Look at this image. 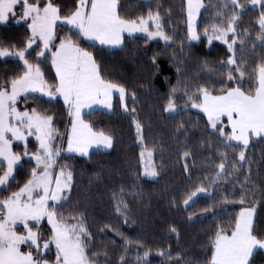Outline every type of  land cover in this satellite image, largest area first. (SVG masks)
Listing matches in <instances>:
<instances>
[{"label": "snow or ice", "instance_id": "obj_1", "mask_svg": "<svg viewBox=\"0 0 264 264\" xmlns=\"http://www.w3.org/2000/svg\"><path fill=\"white\" fill-rule=\"evenodd\" d=\"M230 3V12L223 11L228 4L220 5L213 20L203 28L209 44L217 40L227 46L229 55L226 61H221L227 71L219 73L225 79L218 88L200 84L192 90L185 86L179 100L174 94L180 89L173 87L164 111L176 112L180 102L184 110H199L206 117L209 135L218 133L225 147L244 162L248 159L245 150L250 140L264 139V57L250 67L246 66L243 55L237 57V51L242 54L246 51L245 38L249 36L248 28L237 32V27L243 12L258 9V29H254L252 47L259 41L264 48V0H246L250 9L241 0H230ZM185 5L187 40L199 41L198 17L201 9L207 11L204 0H185ZM10 19L17 23L23 21L30 34L21 47L0 45V58L11 57L22 63L20 73L0 83V264H101L98 257L107 256V252L94 250V236L83 213L61 211L64 202L69 200L67 193L72 189L74 176L67 164H60V159L62 152L89 156L93 147L97 152L112 148V135L94 127L85 116L95 111L94 106L112 110L114 94H118L123 110L129 112L126 103L129 93L125 85L102 75L89 48L97 43L120 46L125 33L129 36L145 33L146 39L160 38L165 44L173 36L164 31L158 11L149 9L147 15L129 18L122 15L119 0H74L73 8L67 13L62 11L59 0H0V24ZM83 41L89 42L87 47L82 45ZM33 52L35 58L30 59ZM45 66L54 70L52 80L46 77ZM135 96L132 92L133 103ZM44 97L49 101L58 97L63 100L69 117L66 131L61 132L54 116L46 111L37 107L21 110L18 106L21 99L27 102L29 98L38 101ZM135 111L133 107L131 112ZM132 122L140 144L144 174L156 176L153 148L144 142L141 122L135 116ZM29 137H34V150L28 146ZM14 142L23 144L22 154L13 150ZM183 155L188 157L190 153L185 151ZM22 156L29 157L35 165L27 179L13 189L17 168L22 167ZM227 159V154L221 153L219 171L209 181V187L226 172ZM231 167L236 170L237 163ZM207 191L204 185L196 187L186 196L184 204L188 205L198 193ZM113 199L115 211L124 215L127 222L128 205L115 193ZM224 202L239 203L241 207L233 218L216 225L206 245L208 256L204 264H255V255L264 252V229H258L254 222L255 208L246 206L243 191L238 200L229 201L225 197ZM110 227L104 225V228ZM129 244L143 247L141 241L125 238V245ZM149 253L146 250L137 259L147 264ZM160 255L165 252L161 251ZM120 261L125 264L124 255Z\"/></svg>", "mask_w": 264, "mask_h": 264}, {"label": "trees", "instance_id": "obj_2", "mask_svg": "<svg viewBox=\"0 0 264 264\" xmlns=\"http://www.w3.org/2000/svg\"><path fill=\"white\" fill-rule=\"evenodd\" d=\"M59 2L65 13L74 5V0ZM119 2L122 15L129 18L147 15L149 9L158 11L164 31L172 35L173 40L165 44L140 36L124 37L117 50L96 45L89 48L102 69V75L128 89L126 103L129 112L123 113L118 99L114 98L115 107L110 114L94 111L85 116L94 127L112 135L113 147L109 152H93L87 157L61 155L60 164H67L74 176L72 189L67 193L69 200L64 202L61 211L65 214L83 213L94 236V250L107 252V256L101 254L98 257L101 264H121V255L125 257V264H145L137 256L142 257L146 250H150L147 264H204L208 256L206 245L216 225L233 218L241 207L239 203H225V197L229 201L238 200L243 191L246 206L255 208L257 228L264 229V139H251L245 150L248 159L240 162L238 154L225 147L218 133L209 135L211 130L206 127V117L201 112L184 110L182 102L178 103L174 114L167 115L164 108L173 87L180 89L174 94L179 100L185 86L192 90L200 84L218 88L220 81L225 79L219 73L227 71L221 64L229 55L227 46L215 40L209 44L203 28L213 20L220 5L228 4L223 9L226 13L231 11L232 5L230 0H204L207 11L201 9L198 17L201 39L189 42L186 12L183 11L185 0ZM241 2L250 9L246 0ZM258 15V9L243 12L237 27V32L249 29V36L245 38L246 51L236 53L237 57H245L249 67L264 57V48L260 47L259 41H256L255 48L252 47L254 29H258ZM29 34L23 21L17 23L10 19L0 25V45L21 47ZM88 44L82 42L85 47ZM236 47L240 48L239 41ZM34 58L33 52L30 59ZM21 70L22 63L16 59L0 60V83ZM44 70L46 77L52 80L54 74L50 66H45ZM132 92L136 94L135 103ZM18 106L21 110L37 107L46 111L54 116L56 127L61 132L66 131L69 117L61 101L29 98L27 102L21 99ZM133 107L135 112H131ZM132 116L141 122L144 139L147 136L160 137L152 157L157 169V178L153 181L141 177V149ZM28 146L34 150L35 141L30 138ZM13 150L22 154L23 144L14 143ZM185 151L190 153L188 157H184ZM221 153L228 157L226 172L209 187V181L219 171ZM24 157L20 161L22 167H18L15 173L17 179L12 182L13 189L27 179L34 166ZM234 162L237 163L236 170L231 167ZM200 185L207 187L208 191L198 193L185 205L186 196ZM114 193L128 205L127 222L124 215L115 211ZM106 224L111 227L104 228ZM113 229L123 235H117ZM125 238L141 241L143 247L136 244L126 246ZM161 251L165 255H160ZM254 261L255 264H264V254L258 252Z\"/></svg>", "mask_w": 264, "mask_h": 264}, {"label": "rangeland", "instance_id": "obj_3", "mask_svg": "<svg viewBox=\"0 0 264 264\" xmlns=\"http://www.w3.org/2000/svg\"><path fill=\"white\" fill-rule=\"evenodd\" d=\"M251 7V6H250ZM17 22V21H16ZM0 25H4V24H0ZM139 36L140 37H143V38H146V34L145 33H140L139 32ZM148 40H151V41H161V42H165V41H163L162 39H160V38H154V39H148ZM215 41H217V40H215ZM192 42H196V41H192ZM218 42H220L221 44H223L221 41H218ZM5 59H12L11 57H7V58H0V60H5ZM14 59V58H13ZM45 98V97H44ZM46 99H48V98H46ZM195 110H197V109H195ZM121 111H124L122 108H121ZM197 111H199V110H197ZM124 113H126L125 111H124ZM175 113V112H174ZM174 113H169V112H166V114L167 115H171V114H174ZM33 139L34 140V137H29V139ZM35 141V140H34ZM66 141V140H65ZM159 141H160V137H158V136H147V137H145V139H144V142L146 143V144H148L150 147H152L153 148V152H154V150L156 149V147H157V145H158V143H159ZM14 143H17V144H20L19 142H14ZM64 146H65V142H64ZM63 154H65V152H62L61 153V155H63ZM65 155H67V154H65ZM67 156H70V155H67ZM26 160H30L29 159V157H24ZM30 161H32V160H30ZM33 163H34V165H35V162L34 161H32ZM141 177L142 178H144V179H146V180H151V181H153V180H155L156 178H157V175L156 176H148V175H145L144 174V171H143V166H142V174H141ZM193 198H195V197H193Z\"/></svg>", "mask_w": 264, "mask_h": 264}, {"label": "crops", "instance_id": "obj_4", "mask_svg": "<svg viewBox=\"0 0 264 264\" xmlns=\"http://www.w3.org/2000/svg\"><path fill=\"white\" fill-rule=\"evenodd\" d=\"M139 1H147V0H139ZM135 36H139V32L133 33L131 36H129L127 33L124 34V37H135ZM96 46L101 47V48H105V49H109V50H117V49H119L121 47V45L120 46H107V45H99L98 43L96 44ZM53 74L55 75L54 70H53ZM117 97H118V94H114L113 100H114V98H117ZM45 98H47V97H45ZM57 100L61 101V103L63 104V100L61 98L58 97ZM94 107H95V111H99V112H102V113L110 114L112 112V110L103 108L102 106H94ZM85 111L87 112V110H85ZM122 112L124 113V111H122ZM252 139H260V138L259 137H253ZM66 146L67 145H66V141H65V146L64 147H66ZM110 150H111V148L110 149L101 150L100 152H109ZM93 152H97L95 147H93L92 149L89 150L90 154L93 153ZM65 154L70 155V156L87 157V156H82L79 153H67V152H65ZM254 219H255V214H254ZM262 253L264 254V252H262Z\"/></svg>", "mask_w": 264, "mask_h": 264}]
</instances>
